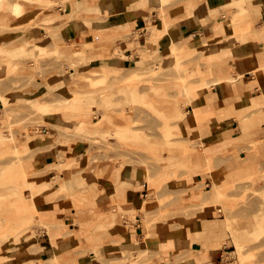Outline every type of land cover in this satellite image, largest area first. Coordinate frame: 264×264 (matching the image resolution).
<instances>
[{"label": "rangeland", "instance_id": "rangeland-1", "mask_svg": "<svg viewBox=\"0 0 264 264\" xmlns=\"http://www.w3.org/2000/svg\"><path fill=\"white\" fill-rule=\"evenodd\" d=\"M74 1L50 0L51 9L47 10L38 1L26 0L22 3L21 15L10 17L11 21L7 25L0 23V213L5 210L10 216L19 217L0 220V248H3V251L0 249V255H6L0 257V264H37L38 261L28 263L31 259L29 253L35 251V248L30 247L20 253L22 246L36 241L37 237L45 239L47 232L52 233L51 229L59 225L66 238L71 236L69 234L73 233V230L70 228L75 225L79 224L81 231L80 216L82 213H93L95 209L94 181L105 177L117 182L132 167L138 169V176L148 183L147 195L140 210L126 205L125 202L113 201L112 208L106 213L109 215L108 225H96L93 220L83 227L95 232L123 224L124 221L126 225L132 226L136 221L135 216L141 214L143 224L148 229L147 236L155 237L158 221L177 216L179 225L183 226L188 211H191L189 214H200L199 210L205 208L202 203L190 204L195 208L178 212L169 208L187 190L191 192L197 188L199 195L204 193L202 196L205 198L207 195L211 196V201L220 204L228 217L239 206L252 204L258 195L261 196L256 185L262 183V179L247 178L249 185L243 186L241 197L231 198V202L229 194L240 190L239 183L217 186L218 182L213 179L211 190L207 192L204 179L194 181L187 169L177 170L175 178L160 179L162 172L175 166L176 159L191 154L195 149V144L187 141L190 133L188 127L183 125L184 120L189 119L191 106L198 121L205 119L199 113L195 114V105L212 85V66L222 62L223 58L221 56L217 60L212 59L210 74L207 73L208 61L211 56L222 53L221 41L224 38L229 42L239 34L248 33L243 32V28L248 24L251 28L245 0H233L226 4L224 11L219 14L222 19L223 14L226 16L224 18H230L232 36H228V31L224 36L216 35L219 39L204 48L206 33L197 34L188 45L185 43L187 38L181 40L182 43L171 41L162 44L159 38L166 32L162 30L155 40L153 36L148 35L145 43L148 47H137L140 56L144 50L142 53L145 60L140 63H136L133 55H126L129 51L124 48L129 44L122 43H126L133 35L137 36V31L133 32L130 28L120 29L113 38L100 39V33L91 29L93 22L101 21L107 14H74L76 20H82L88 27L78 28V34L80 32L82 37L68 42L59 40V31L68 22L71 15L70 6ZM193 1L199 0H173L164 5L161 2L162 7L157 9L160 21L168 20L164 15L165 10L162 9L165 8L167 12V9L185 2L191 7ZM137 5L142 7L141 2ZM148 15L146 27L152 32L151 26L156 20L152 21L151 13ZM235 17L241 19L240 25L233 20ZM219 23L221 24V21ZM35 33L39 36H50L52 43L46 46L47 51H41L34 44V40L28 39ZM148 40L153 44L148 43ZM167 46L169 47L166 48ZM112 54L123 59V66L102 59ZM163 57L164 60L159 62ZM134 66L149 69L139 80H134L135 82L125 78L128 70L132 71ZM189 70H192L191 74ZM113 73L117 74V78L120 75L124 77L116 81ZM102 74L107 79L100 77ZM179 74L182 77H179ZM123 78L129 82L121 80ZM216 79L220 80L217 77ZM198 84L206 85L203 88L200 86L201 89L198 90ZM192 85L194 90L197 89L200 93L193 100L190 97ZM130 86L136 87L142 94L146 92L155 96L145 100L133 99L127 89ZM156 88L161 89V92L155 91ZM62 89L67 91L64 95L77 98L76 102L80 105L75 101L74 105L68 106L61 102L64 105L59 108ZM44 107H53V110H44ZM257 108H248V114H254ZM80 124H83L84 132L78 131L79 134H75L74 131L79 130ZM56 143L70 149V158H64L60 154L53 163L38 170L33 168L32 171H25L26 173L21 170L26 159L32 158L38 150L52 147ZM70 143L82 144V153L74 156V149L68 147ZM210 163L212 164V160L209 161L207 169L212 168ZM61 171L70 176L80 173L87 177L89 188L80 192L76 200L72 198L75 214L62 212L61 218H57L60 223H49L42 218L41 210L50 205L51 200L47 199L45 194L48 189L54 188ZM45 181L48 183L47 187L41 186ZM218 187H222V191L224 189V196L217 194ZM54 199H58L57 195L52 200ZM70 220L74 224L70 225ZM174 220L170 221L174 223ZM259 225V235L247 234L246 231L243 234L230 222V229L236 234L233 238L235 251L226 253L222 264H264V217ZM169 226L173 227L175 224ZM238 247L242 254L237 250ZM66 248L72 249V259L60 260L52 257L38 263L74 264L78 259H82V245L77 244L76 240L74 243L68 241L65 245H59V249ZM89 248L93 249L94 246ZM155 258L162 259L163 256L147 249L138 252L135 258L132 252L123 253V256L115 261L121 264H154ZM5 260H10L11 263ZM166 262L168 263V259Z\"/></svg>", "mask_w": 264, "mask_h": 264}, {"label": "crops", "instance_id": "crops-1", "mask_svg": "<svg viewBox=\"0 0 264 264\" xmlns=\"http://www.w3.org/2000/svg\"><path fill=\"white\" fill-rule=\"evenodd\" d=\"M170 1L173 0H96L94 3L89 0H75L70 6L71 15L68 17V22L61 27L58 38L68 42L82 37L80 32L78 34V28L82 29L88 25L83 24L80 19L76 20L74 14L88 13L102 16L107 14V17L101 21L93 22L91 29L100 33L101 38H113L120 29L130 28L133 32L137 31V36L133 35L126 40V43H122L129 44L124 48L129 51L126 55H133L136 63H140L145 60L142 55L144 50L140 56L137 53V47H143V49L148 47L145 43L148 35L151 36V32L146 27V18L151 13L152 21L156 20L153 25L161 23L157 9L162 7V3L164 5ZM232 1L199 0L193 1L194 4L191 7L185 2L167 9L166 32L159 38V42L182 43L181 40L187 38L185 43L189 44V41L197 34L206 33L204 41V48H206L211 42L219 39L216 35L224 36L228 31V36H232L230 18H224L226 17L224 14L223 19L219 17V14L224 11V6ZM138 2H141L142 7L137 5ZM245 5L251 22L250 31L239 34L237 38L229 42L224 38L221 41L222 53L211 56L208 61L207 73L210 74L212 59L217 60L221 56L223 58L222 62L212 66L211 74L214 77L211 78L212 85L195 105L197 110L195 114L199 113L205 119L198 121L192 113L191 106V115L189 119L184 120L183 125L188 127L190 133L187 141L194 143L195 149L191 154L176 159L175 166L171 170L162 172L160 179L175 178L177 170L186 171L184 169H187L194 181L204 179L207 192L211 190L213 179L218 182L217 186L239 183L240 190L230 192L229 200L241 197L242 187L250 183L246 180L247 178L262 179V183L256 185L261 196L258 195L252 204L239 206L228 217L220 204L211 201V196L207 195L205 198L201 195L198 199L192 200V195L198 194L199 191L187 190L169 208L178 212L199 203L204 204L205 208L202 211L199 210L200 214H189L191 211H188L183 226L179 225L177 216L158 221L155 237L147 236L148 229L143 224L141 214L135 216L136 221L132 223V226L126 225L124 221L123 224L105 227L95 232L83 227L93 220L96 221V225H108L109 215L106 213L112 208L113 201H122L140 210L144 197L147 195L148 183L138 176V169L132 167L117 182H112L105 177L94 181L95 209L93 213H82L80 216L81 231L78 228L79 224L75 225L70 228L73 230V233L69 234L71 236L66 238L64 230L59 225L51 229L52 233L47 232L45 239L37 237L36 241L22 246L20 253L33 247L35 252L32 251L29 255L34 262L46 261L52 257L60 260L72 259V249H59V245H65L68 241L74 243L76 240L77 244L82 245V259H78L74 264H121L115 260L120 259L123 253L132 252L135 258L138 252L147 249H152L163 256L162 259L155 258L154 264H222L225 254L235 251L230 222L240 233L251 232L260 227L259 222L264 217V0H245ZM11 7L10 0L3 1L0 7V23H3L5 17L8 16L9 19L12 17L10 16ZM220 21L224 31L218 33L216 26ZM28 39L34 40L37 47L52 43L48 35L39 36L35 33ZM148 43L153 44L150 40ZM102 59L111 64L124 63L123 59L115 54ZM163 60L164 57L159 62ZM189 71L191 74L192 70ZM206 84H198L197 89L203 88ZM200 86L202 87L199 88ZM131 89L134 88L129 87L128 91L130 92ZM197 89L194 90L192 85L191 100L200 95ZM134 90L137 96L142 95L136 87ZM180 90L183 92L182 89ZM155 91L161 92V89L156 88ZM143 94V99H146L145 96L148 99L155 96L146 92ZM255 106L258 110L249 115L247 109ZM210 113L213 114L210 115ZM68 147L74 149V156L82 153V144L70 143ZM70 153H72L70 149L63 148L61 143H56L52 147L38 150L32 158L26 159L21 170L24 172L32 171L33 168L38 170L46 164L53 163L60 154L64 158H70ZM210 160H212V164L210 163L212 168L207 169ZM58 175L59 179L54 183V188L48 189V193L45 194V197L51 200L50 205L41 210L42 218L49 223H60L57 218H61L62 212L75 214L73 201L79 197L80 192L89 188L90 183L87 177L80 173L70 176L61 171ZM56 195L58 199L52 200ZM17 218H19L17 215L10 216L5 210L0 213V220ZM68 218L74 219V217ZM171 219H175L174 223L170 221ZM72 220L69 222L70 225L74 224ZM170 224L175 226L170 227ZM92 245L94 248H89ZM232 247L234 249L230 250ZM0 249L3 251V248ZM187 255L191 257L188 258ZM38 262L37 264H44Z\"/></svg>", "mask_w": 264, "mask_h": 264}, {"label": "bare ground", "instance_id": "bare-ground-1", "mask_svg": "<svg viewBox=\"0 0 264 264\" xmlns=\"http://www.w3.org/2000/svg\"><path fill=\"white\" fill-rule=\"evenodd\" d=\"M3 1H5V0H0V7H1V5H2V3H3ZM11 1V0H10ZM23 1H26V0H12V7H11V12H10V16L12 15H15L16 17H18L19 15H21V13L20 12H22V3H23ZM33 1H38L39 2V4H41V6L44 8V9H49L51 6V2H49L50 0H33ZM46 7V8H45ZM51 9V8H50ZM162 10H165V13H164V15H166L167 16V12H166V9H162ZM52 12V11H51ZM49 13V12H48ZM1 15V14H0ZM233 20H235V22H236V24H238V25H240L241 24V19L239 18V17H235ZM7 21H9L10 22V19L8 18V16L7 17H5L4 19H3V23L2 24H4V25H7L9 22H7ZM234 21H232V23H233ZM234 22V23H235ZM235 24V25H236ZM1 25V24H0ZM232 25H234V24H232ZM164 26V27H163ZM152 27V32H151V36H153V39L155 40L156 39V37L157 36H159L160 35V33L162 32V30L163 31H165L166 30V22H165V20H162L161 21V23H159L158 25H152L151 26ZM163 27V28H162ZM221 31H224V28H223V26H222V24H220V23H218V25L216 26V32H218V33H221ZM248 31H250V25L248 24L247 25V27H244L243 28V32H248ZM100 37V36H99ZM96 38V37H95ZM100 39H101V37H100ZM99 40V39H98ZM39 47V49L41 50V51H47L48 50V48H46V46H38ZM187 47V46H186ZM47 49V50H46ZM187 50V49H186ZM143 55V54H142ZM158 65V64H157ZM153 68V67H152ZM114 69H116V68H114ZM114 69H112V70H114ZM106 70H108V69H105V71ZM117 70V69H116ZM116 70H114V71H116ZM151 70V69H150ZM93 71H95V70H93ZM110 71V70H109ZM130 71V72H129ZM149 71V69L148 68H145V67H143V68H138V67H134L133 68V70L131 71V70H128V75L127 76H125V78L127 79V80H129V81H136V80H139V77L141 78V76L143 75V74H145V73H147ZM157 71V70H156ZM102 72V71H101ZM100 72V73H101ZM105 73V72H104ZM103 73V74H104ZM115 73V72H114ZM113 73V74H114ZM116 73H117V71H116ZM153 73H155L156 74V72H153ZM153 73H151V74H153ZM101 75L100 77H102L103 76V78L104 79H107L106 78V76L108 75H106V73H105V75L106 76H104V75ZM112 74V75H113ZM118 74V73H117ZM117 74H114L115 75V77H116V79H114V80H119L123 75H120L119 76V78H117L118 76H117ZM94 76H99V75H94ZM179 77H182L183 76V74H182V76L179 74L178 75ZM93 77V76H92ZM95 77V78H96ZM99 77V78H100ZM115 77H113V78H115ZM124 77V76H123ZM125 78H123V79H121V80H126ZM102 79V78H101ZM104 79H102V80H104ZM126 80V81H127ZM90 81H92V80H90ZM120 81V80H119ZM126 81H124V82H126ZM129 81H127V82H129ZM134 81V82H135ZM124 82H122L121 81V83H124ZM115 87V86H114ZM130 87H132V88H134L135 89V87L134 86H130ZM128 89V88H127ZM134 89H131L130 90V92H129V94L131 95V97L133 98V99H138V98H143L144 97V94H142V95H140V96H137V94H136V92H135V90ZM185 89H187V87L185 86ZM62 92H63V95H62V97L61 98H59V102L61 103H64L65 105L67 104V106L68 105H74V101L76 102V99L77 98H75L74 96H67V95H64V94H67V91L64 89H62L61 90ZM108 91V90H107ZM105 93H107V92H105ZM145 98H147L146 96H145ZM143 100H145V99H143ZM142 100V101H143ZM59 104L58 106H59V108H60V105H64V104ZM77 103V102H76ZM145 103H147V102H145ZM150 103V102H149ZM78 104V103H77ZM78 105H80V104H78ZM132 106V105H131ZM135 106V105H134ZM85 108V107H84ZM132 108V107H131ZM55 109V108H54ZM132 109H134V107L132 108ZM44 110H53V107H51V108H49V107H44ZM172 111H174V109H172ZM133 112H135V110H133ZM126 117H129L128 115H126ZM78 131H80V132H84V126H83V124H80V126H79V130L78 129H76L75 131H74V133L76 134V133H78ZM168 133V132H167ZM79 134V133H78ZM78 134H77V136H78ZM81 134V133H80ZM74 136H76V135H74ZM82 139H83V137H82ZM47 181H45V182H43V183H41L40 185L41 186H46L47 187ZM197 189V188H196ZM223 191H224V189H223ZM223 191H222V187H218L217 188V194L218 195H222V196H224L225 195V191H224V194H223ZM206 193V192H205ZM204 193H202V195H203ZM201 195H199V194H193L192 195V200L193 199H198L199 197H200ZM221 196V197H222ZM152 200H154V199H152ZM149 202H150V200H149ZM148 202V203H149ZM189 205V204H188ZM144 206V205H143ZM243 230V229H242ZM261 229H257V230H254V231H246L247 232V234H249V233H257V235H259L260 234V231ZM232 232V235H233V238L234 237H236V234L234 233L233 234V232L234 231H231ZM263 232H264V230H263ZM262 232V233H263ZM27 238V237H26ZM238 241V240H237ZM236 241V243H238ZM35 247V246H34ZM237 250L238 251H241V249L238 247L237 248ZM237 251V252H238ZM25 252V251H24ZM23 252V253H24ZM28 252V251H27ZM35 252V251H34ZM241 254H242V251L240 252ZM239 253V254H240ZM239 254H238V256H239ZM241 254H240V256H241ZM4 256H6V255H4ZM3 255L1 256V257H4ZM13 257V256H12ZM187 257H188V255H187ZM189 257H191V256H189ZM188 257V258H189ZM242 257V256H241ZM8 258V257H7ZM10 258V257H9ZM8 258V259H9ZM185 259H186V257H185ZM240 259H242V258H240ZM34 259H31V260H29V262L28 263H30V262H32ZM5 261H7V262H9V263H11V261L10 260H5ZM14 263V262H13Z\"/></svg>", "mask_w": 264, "mask_h": 264}]
</instances>
